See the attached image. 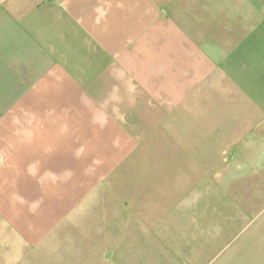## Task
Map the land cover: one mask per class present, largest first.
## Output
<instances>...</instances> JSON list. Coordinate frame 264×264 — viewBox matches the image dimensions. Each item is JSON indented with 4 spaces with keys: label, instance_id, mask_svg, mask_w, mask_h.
<instances>
[{
    "label": "crops",
    "instance_id": "0c3cea01",
    "mask_svg": "<svg viewBox=\"0 0 264 264\" xmlns=\"http://www.w3.org/2000/svg\"><path fill=\"white\" fill-rule=\"evenodd\" d=\"M263 180L264 0H0V264H264Z\"/></svg>",
    "mask_w": 264,
    "mask_h": 264
},
{
    "label": "rangeland",
    "instance_id": "374dc122",
    "mask_svg": "<svg viewBox=\"0 0 264 264\" xmlns=\"http://www.w3.org/2000/svg\"><path fill=\"white\" fill-rule=\"evenodd\" d=\"M262 182H263V185L261 187H258V188L246 187V188L243 189V193H239L238 192V188L234 187L233 188V194L239 193V194H246V195H252V194L260 195L262 197V202L261 203H262V205H264V180ZM206 190L210 193L212 188L208 187V188H206ZM91 192H90V194H91ZM94 194L96 196H98V197L99 196H103V195L110 196L109 195L110 192H108V190H107V192H104L102 190H99L97 192H92L91 195H94ZM86 202L87 203L85 204V207H87L90 211H92V210H94V211L95 210H100L101 211L102 210V212H105V211L109 210V207H108V206H110L109 203H105L106 205L101 204L99 206L98 203L94 202V199H93L92 196H91L90 199L86 200ZM235 204L237 205V203H235ZM117 205H118V208L117 209L115 208V210H117V212H118V219L116 220L115 224L118 227V230L120 231L124 227L129 226V224L131 223V220L130 219L129 220L126 219L125 215H124L125 214V211H124L125 209H123V208H124V206L126 204L118 202ZM206 206H207V204L204 203V202L203 203H198L196 210L199 211V209H200V211L201 210L210 211L211 208L210 207L206 208ZM87 208L85 209V211L87 210ZM107 213L103 214L100 219H94V217L93 218L92 217L83 218L85 216V213H83V215H82L83 219H79V217H80L79 211L75 210V211H73V213H71V215H69V218L62 225H67V226H70V227H78L80 225L81 226H86V227L95 226V225H98V226H101V227H108L110 225V223H109L110 222V218L105 216V215H107ZM90 215H92V213H90ZM136 222H138V221L135 219V225H137ZM202 226H203V224L199 223L198 228H201ZM218 227H219V229L216 231V229ZM219 232H220V221H216L215 232H214V234H215V242H220L221 241V236H220ZM102 237L106 238L108 236L107 235H102ZM118 239L124 240L125 236H122V235L119 234L118 235Z\"/></svg>",
    "mask_w": 264,
    "mask_h": 264
}]
</instances>
